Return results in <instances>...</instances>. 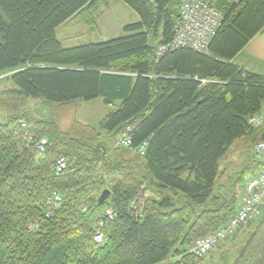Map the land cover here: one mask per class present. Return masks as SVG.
<instances>
[{
	"label": "trees",
	"instance_id": "1",
	"mask_svg": "<svg viewBox=\"0 0 264 264\" xmlns=\"http://www.w3.org/2000/svg\"><path fill=\"white\" fill-rule=\"evenodd\" d=\"M98 1L0 0V76L12 84L0 92V264H157L226 223L264 169L254 152L264 119L247 120L264 109V75L233 62L264 26V0H208L223 20L207 52L157 56L182 0H122L139 17L126 34L64 47L56 28ZM98 97L112 109L96 125L78 121L81 102ZM255 128L251 159L221 181V160ZM60 155L70 165L55 174ZM53 191L56 206L44 203ZM250 222L233 264H264V215Z\"/></svg>",
	"mask_w": 264,
	"mask_h": 264
},
{
	"label": "rangeland",
	"instance_id": "2",
	"mask_svg": "<svg viewBox=\"0 0 264 264\" xmlns=\"http://www.w3.org/2000/svg\"><path fill=\"white\" fill-rule=\"evenodd\" d=\"M176 10L178 11V5L176 6L175 13ZM138 19L139 17L136 11L133 10L126 3H124L122 0H100L91 7L81 10L73 17L68 19L66 22L58 26L55 30V34L64 47L75 46L79 44L100 41L124 35L127 33L124 30V26L128 23L135 22ZM8 76V74H3L0 76V92L5 87L12 86L10 80L8 79ZM31 104L33 106H37V100L31 99ZM72 108H69L66 112L65 110L62 111V113H65L66 115L62 123L64 126L69 123L68 116L73 114ZM111 109L112 107L110 105L104 104L102 99L98 97L89 101H82L80 107L77 108V117L78 119L86 123L96 125L98 120L106 113H108ZM258 115L262 116V118L264 119V109ZM0 119H6V112L1 109ZM257 136L258 130L257 128H255L253 134L246 137V140H248L247 149L257 141ZM27 138L29 139L31 138V136L28 135ZM242 143V138L236 139L234 141V146L233 144L230 146L226 157H224V160H221L220 167L223 169L225 168L224 177L220 178L221 181H226V176L230 172H233V178L236 176V173L234 172H236L238 170V167H240L243 161V157L244 159H251V154H249V152L244 153V151L242 152V150H240L242 147H244L241 146ZM235 188L238 190L240 189L238 187ZM220 190L221 193H225L226 195L228 194V192H226L224 188ZM239 191L240 192L238 194L237 199V208L239 206L242 196L241 190ZM51 194L47 195L44 199L45 204H47L46 201L48 200V197ZM104 223L105 222L101 224ZM253 226L254 222H250V220L245 223H241V225L235 230V232L231 236L220 240L215 245L217 249H212L214 252L210 250L202 257L195 258L196 239H194V241L189 244V246L186 247L185 250H181L180 253H176L174 254V256L171 257L173 259V264H222L223 262L225 264H233V258L240 246L241 236L248 232V230H251V227ZM169 256H171V254ZM186 256L188 257L185 258ZM198 258H200L201 260H199Z\"/></svg>",
	"mask_w": 264,
	"mask_h": 264
},
{
	"label": "built area",
	"instance_id": "3",
	"mask_svg": "<svg viewBox=\"0 0 264 264\" xmlns=\"http://www.w3.org/2000/svg\"><path fill=\"white\" fill-rule=\"evenodd\" d=\"M238 2L240 0H229ZM223 20L222 13L208 0H182L179 17L173 28L171 41L167 45H160L157 48V56L161 55L167 49L189 47L199 52H207L208 44L217 29L221 26ZM210 78H204L202 81H210ZM248 122L253 126H259L263 122L260 115H251ZM22 126H25L22 123ZM121 143L130 145V137L125 133L120 137ZM47 144L46 138H41L36 147L39 151H44ZM145 143L139 146L140 152H143ZM254 152L264 155V141H259L254 146ZM68 158L63 155L58 156L51 169L55 174H59L69 167ZM61 201L60 195L53 191L46 201L47 205L55 206ZM264 215V169H261L250 175L244 184V191L241 196L236 211L228 218L226 223L219 226L216 230L195 240V255L202 257L208 253L220 241L231 236L235 230L249 220L257 219ZM114 216L111 209L105 212L103 222ZM93 241L103 242V234L96 231L93 235Z\"/></svg>",
	"mask_w": 264,
	"mask_h": 264
},
{
	"label": "crops",
	"instance_id": "4",
	"mask_svg": "<svg viewBox=\"0 0 264 264\" xmlns=\"http://www.w3.org/2000/svg\"><path fill=\"white\" fill-rule=\"evenodd\" d=\"M233 62H235L236 64H238L241 67H244L245 69H247L249 71H253V72L264 75V26L235 55V57L233 58ZM80 105H79V107H80ZM77 111H76V114L74 115V117L78 121H80L82 123H86V122L78 119V117H77L78 112ZM70 120H71V115L68 116V121L70 122ZM242 141H243V143L241 144V146H244V147H242L240 150H242V152H243L248 147V140H246V138L242 137ZM233 146H234V143H233ZM238 148H239V146H238ZM223 160H224V158H223ZM221 169H223V168H221ZM172 256H174V254H171V256L167 257L166 259L160 261L157 264H169V263L173 264V259L171 258Z\"/></svg>",
	"mask_w": 264,
	"mask_h": 264
},
{
	"label": "water",
	"instance_id": "5",
	"mask_svg": "<svg viewBox=\"0 0 264 264\" xmlns=\"http://www.w3.org/2000/svg\"><path fill=\"white\" fill-rule=\"evenodd\" d=\"M108 194H109V190L108 189H104L101 192L100 196L98 197V203L102 202Z\"/></svg>",
	"mask_w": 264,
	"mask_h": 264
}]
</instances>
